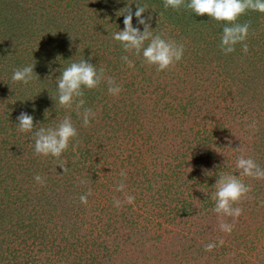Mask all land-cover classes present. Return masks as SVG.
Returning <instances> with one entry per match:
<instances>
[{"label": "rangeland", "instance_id": "374dc122", "mask_svg": "<svg viewBox=\"0 0 264 264\" xmlns=\"http://www.w3.org/2000/svg\"><path fill=\"white\" fill-rule=\"evenodd\" d=\"M84 1V5L95 2V0ZM217 2L220 11L226 9L228 1L217 0ZM62 5H64L63 2ZM64 6L60 7V14L69 10ZM38 10L42 12V10ZM84 13L89 14V12ZM262 13L261 20H264V12ZM5 14L7 13L5 12ZM89 18L88 16L83 21V28L88 33L87 37L90 36L93 39L89 48L93 49V44L98 39V44L101 47L98 54L92 57L96 62L102 61L97 65L102 70V74L105 72L108 76L107 78L106 75L102 76L98 72V84L102 82L103 85H113L116 81L120 83L124 80L126 75H130L134 80L132 90L135 89L137 93L130 91L132 93L130 101L126 99L129 89L126 86H119L117 91H110L104 86L100 95L95 98L101 100L98 102L96 111L92 113L88 125L94 128L96 127L94 123H96L99 126L101 114H104L105 117L106 110L100 107L101 105L107 102L109 104L107 108H109L116 101H120L125 110L134 106L131 117L136 118L133 122L138 127L146 125L142 131H139L142 133L137 134L138 137L135 139L137 143L139 142L138 147L150 144L151 140L145 137L147 135L153 139L152 147H154V153H144L146 156L149 154L145 163L135 164L138 162L136 160L131 167L126 159H120L125 154L118 156L116 152H112L107 158L105 154L102 155L103 163L96 166L101 168L99 172L106 175L104 180L110 182L108 170L113 165L112 170L117 173L111 174H114L117 184L120 182L123 190L130 188L128 192H132V194L127 192L128 189L122 190L127 199L119 203V206L133 212V216L139 220L140 224H147L153 228L157 222L163 224V228L166 227L165 230L156 231L157 233L151 232L145 236L133 235L132 228L128 226L122 228L121 223L128 222L130 219L127 220V218L130 217L121 214V211L116 213L118 221L115 225L114 223L101 222L97 217L96 225L91 226L89 223L85 226L90 229L87 232L88 238H94V240L89 239L90 250L100 255L99 264H134L128 259V255L132 254L134 257L139 250L141 251L139 256L143 255L144 258H147L144 261L141 258L142 264H264V85L259 87L253 80L264 73V22H255L258 29H254L252 33L246 29H236L235 32L230 31V36H227L229 33L226 34L223 30L224 27L214 20L207 28L202 25H194L181 30L178 25L165 18L169 26L165 27L164 23L162 31L152 32L145 44L137 36L138 31L125 35L122 38V44L141 45L139 57L136 56L134 61L118 64L112 55L106 56L107 51L103 49L105 42L108 45L113 43L120 45L121 41L113 33L116 30L111 32L112 38L104 34L97 36L95 33H91L94 31L89 27ZM117 25L119 27V23ZM36 29L40 28L37 26ZM37 31L41 35L45 33L41 30ZM45 35V38H41V42H38L39 39L31 43L29 41L30 47L41 44L43 40H46L47 43L51 42L54 38L53 33H45ZM258 35L261 36L258 37ZM49 36H52V40ZM102 41H104L103 44ZM7 46L8 43L5 42V46H2L4 50L0 49V51L6 53ZM79 46V44L73 46L78 48L75 52H78ZM81 51L83 53V50ZM82 53L80 54L83 55L84 53ZM123 53L126 54V51L124 50ZM73 59L76 60L75 56ZM13 61L14 58H9V56L0 61V99L4 93H7V99L11 98L14 101V96L19 94L16 92L21 91L19 86L25 88L19 74L16 73ZM112 63L120 68L113 67ZM145 64H147L146 67H140ZM144 72L149 75L152 73L155 77L146 80V83L152 81L151 86L140 88L142 83L137 80L145 81L143 79ZM111 75L116 76L111 80ZM248 88L252 89L254 94H262V99L254 100ZM107 92L110 95V100L107 97ZM192 98L193 104L187 106V111L184 110L183 107L186 106L187 100ZM252 100L255 103H252ZM216 101H221L223 105L216 104ZM4 103L7 105L6 102ZM20 104L17 103L12 107L7 105L6 107L0 101V160L2 155H5L6 159L8 156L12 158L13 155L15 158L17 153L14 151H23V159L31 165V167H29L30 165L21 167L20 164L17 169H12V175L15 177L10 175L6 179L8 183H4V187L10 189L13 196H21L26 191H30L29 184L26 183L27 179L31 177L29 175L35 171L37 166L43 167L47 163L50 166L52 159L56 158L59 153V149L54 146L56 143L54 138H48L46 134L48 130L52 129L54 125L52 122L49 121L46 124L43 119H40L38 123L42 125L43 132L40 131L38 135H33L29 126L22 125L23 127H21L20 123L15 121L11 112L27 113L24 108L27 105H23V100L20 101ZM79 104L73 103L71 107H76ZM176 108L178 113L174 112ZM89 110L88 108L87 111L90 112ZM87 111L83 117L89 116ZM113 112L115 111H111L109 116L114 118L107 120V123L111 124L113 128H107V138L103 139L104 144L110 143L113 138L119 143L122 140L123 128H126L125 126L130 120L129 115L124 112ZM28 117L32 120L31 116ZM71 122L69 119L63 125H60L59 122L57 124L63 129V126ZM16 125L17 129L14 130L13 127ZM173 130L179 132L177 137L179 140L185 142L193 140L190 143L197 150L202 146L201 153L204 157H209L208 162L212 166V176L207 179L202 177L204 178L202 181H197V175L191 177V164L183 165V160L190 159L197 150L187 152L186 157L181 156L175 159L177 158L175 153L168 150L171 138L166 135L167 132L174 133ZM145 131H153V134H146ZM204 137L207 138L206 141ZM67 138L66 134L65 139ZM86 139H89V136L79 134V140L76 142L85 145ZM207 140H210L211 143H208ZM43 145L46 146L45 150H43ZM90 148L92 151H96L93 147ZM72 150L70 158L65 156L67 154L65 151L59 154L60 162L67 163L68 160L77 162L78 170L72 169L76 181L69 188V197H65L66 200H64L62 197L64 188L61 185L59 187L55 185L58 189L57 193H59L51 197L53 200L51 208L53 209L55 206L53 211L45 205L39 216V214L37 215L39 208L37 202L35 205L31 203L26 206L28 209L22 223L26 234H23L24 238L22 239L26 241V246L30 251L35 250L38 245H42L40 238H52L51 232L40 237L39 224L42 223V218L46 220V231L48 232L51 227H54V222L60 214L61 210L58 205L64 206L63 212L67 210L74 212L72 206L75 202L81 206L79 201H76L81 188H83L84 179L81 174L85 175L86 166L89 165L88 163L86 166L84 165L85 160L78 151V146ZM182 150L185 151L184 148ZM128 151L130 149L125 148V152ZM72 154L75 156H71ZM135 154L137 155V153L130 152L126 155L132 157L136 156ZM138 154L144 155L140 152ZM97 155L93 154V156ZM15 160H17L16 162L20 161L19 157ZM79 161L82 162L78 163ZM114 162L117 163L114 164ZM11 165L14 164L11 162ZM107 166L109 167L107 168ZM188 171H190L189 175ZM177 172L183 173L188 178V182L185 181L183 184L175 182L174 179L178 176ZM0 173L4 176L1 165ZM55 175L57 174H53V176ZM116 175L120 177H116ZM135 177L142 178L143 181L147 180L146 183L149 186L132 185L131 178ZM121 182H127V184ZM101 183L103 184V181ZM109 186V189H116V186L113 187L111 184ZM179 190H183L182 193ZM15 191H19V193ZM176 191L181 194H174ZM112 193H107V197L113 196ZM202 197H211V200L207 202L204 199V203H202L200 201ZM159 200L163 202L161 206H157ZM144 202H149L148 204L151 206L154 205L155 207H152L154 212L159 208L161 211L155 214L147 210L142 206ZM1 206L2 204H0ZM49 210H51L50 215H48ZM176 213L178 216L175 218L177 222L175 224L172 219ZM147 216H149L148 219ZM127 222L126 224H128ZM113 227L116 229L117 236H111L109 232V228ZM133 229L138 230L137 227ZM139 237L145 240L144 246L139 245H143L138 241ZM122 242L124 245L127 242L128 247L123 245V248L121 246L119 248L118 243L122 244ZM10 249L15 248L10 247ZM77 249L80 252V250H85V247L80 246ZM70 259L73 262L72 256ZM76 259L80 258L76 257ZM1 260L2 258L0 264H6L5 259L3 262ZM81 261L79 264L86 262L84 258ZM87 262L90 261L87 260Z\"/></svg>", "mask_w": 264, "mask_h": 264}, {"label": "trees", "instance_id": "16d2710c", "mask_svg": "<svg viewBox=\"0 0 264 264\" xmlns=\"http://www.w3.org/2000/svg\"><path fill=\"white\" fill-rule=\"evenodd\" d=\"M83 1L84 0H0V49L4 50L2 46H5V42L8 43L7 49H5L6 53L0 51V58L2 60L8 56L9 58H14L13 64H15L16 73L19 74L21 83L25 86V88L19 86L21 91L16 92L19 94L14 96V101H12L13 99L11 100V98L7 99V93L1 96L0 101L6 107L7 105L12 107L16 106L17 103L20 104V101L23 100V105H27V107H24L27 113H11L14 115L15 121L20 123L21 127H23L22 125H26L25 127L29 126L33 135H38L40 131L43 130L41 127L42 125L38 123L40 119H43L46 124H48L49 121L52 122L54 125L46 134L48 138H54V142H56L54 146L59 149V153L56 158L52 159V164L50 166L48 163L43 167L37 166L35 171L29 175L31 177L27 179L26 183L29 184L28 189L30 191H26L21 196H13V194L10 193V189L4 187V183H8L6 179L12 175V169H17L20 164L21 167H26L30 165L27 164L29 162L23 159V151H14L17 153V156L14 158L13 155V159L9 156L6 159L5 155L1 157L0 165L4 170V176L0 173V204H2L0 207V259L2 258V262L5 259L6 264H79L82 262L81 260L83 258L86 261L85 264H99L100 260L98 259L100 255L90 250L89 239L94 240V238H88L87 232L90 231V229L85 225L89 223L91 226L96 225L95 221L97 217H99L101 222L104 221L108 224L114 223L115 225L118 221L116 213H119V211H121V214L130 217L127 218V220H130L128 222L126 221L128 224L122 222L121 225L122 228L125 226L132 228L131 232L133 235L141 234V236H145L151 232L157 233L156 231L166 229V227L163 228V224H158L157 222L153 228L150 225L147 226V224H140L139 220L133 216V212H130L128 208L119 206V203L127 199L123 191L128 189V192L130 188L128 187L123 190L120 182L117 184L114 179V174H111L117 173L115 170H112L113 165L112 168L108 170L110 182L104 180L106 175L99 172L101 168L96 166L100 165L101 162L103 163L102 155L105 154L107 158L112 152H116L118 156L125 154L120 159H126L127 163L131 164V167L136 160H138V162L135 164L145 163L150 152L154 153V147H152L153 139L149 135L145 137L151 140L150 144L148 143L138 147L139 142L137 143L135 139L138 137L137 134L142 133L139 131H142L146 125L138 127L133 122L136 118L131 117L134 106L125 110L124 105H121L120 101H116L112 106H109V108H107L109 105L107 102L101 105L100 107L106 110L105 117L104 114H101L99 126L96 123H94L96 126L94 128L88 125L92 113L96 111L98 102L101 100L100 98H98V100L95 98L100 95L104 86L110 91H117V88L122 85L126 86L129 88L126 99L130 101L132 98L131 92L134 91V93H137V91L135 89L132 90V82L134 80L130 75H126L124 80L120 83L119 81L113 82L114 84H110L111 86L103 85L102 82L98 84V75L99 73L102 74V70H100L97 64L102 61L96 62L92 56L98 54L97 52L101 46L98 44V39L95 38L96 42L93 44V49L89 48L91 46L90 42L93 39H91L90 36L87 37L88 33L83 28V21L86 17H90L88 19V22H90L89 27L94 31L91 33H95L97 36L99 34H104L112 38L111 32L116 30L113 33H115V37L117 39L119 38V41H121L120 45L116 43L108 45L106 42L104 43V41H102V44L104 43L103 49L107 51L105 55H112V58L118 64L134 61L141 47L140 44H134V46H128L127 43L122 44V38H124L125 35L134 34L135 31H138L139 34L137 36L140 37V41L145 44L147 39L151 37L152 32L159 33L162 31V25L164 23L165 27L169 26V24L166 23L167 21L175 23L182 30L184 27L186 28L194 25H202L207 28L210 26L211 21L213 23L214 20L224 27L223 30L226 34L229 33L227 36H230V31L235 32L236 29H246L252 33L254 29H258L256 28L257 22H264V20H261L262 12H264V0H226L228 2L225 6L226 9L223 11H220V6L216 4L217 0H95L94 3L91 2V4L88 5H84L85 1ZM62 2L66 6L62 5ZM62 6L69 8V10L63 11L62 14H60V7ZM38 9L42 10V12ZM5 12L7 14H5ZM84 12H89V14L87 15ZM165 18L167 21H165ZM118 23L119 27L117 25ZM37 26L40 29H36ZM37 30L44 31L48 34L53 33V40L52 36H49L50 40H52L51 42L47 43L46 40H43L41 44L39 43V45L35 47H30L29 41L31 43L39 39L38 42H41V38L46 37L45 33L41 35ZM260 36L258 35V37ZM141 38H143V40H141ZM78 44L80 45L79 50L75 52L78 46H73ZM113 46L116 47L114 48ZM81 50H83L84 54ZM124 50L126 54L123 53ZM74 56L76 60L73 59ZM78 56H80V58H77ZM112 65L113 67H117V69L118 67L120 68V66H116L113 63ZM146 66L147 64L140 67ZM147 69L150 70V68ZM103 75H106L105 72L102 76ZM151 75L152 73L149 75L144 72L143 79L145 81L141 79L137 80L142 83L140 88L152 85L150 84L152 81L146 83V80L150 79V77L154 79L155 76ZM115 76L116 75H111V80L115 78ZM253 80L254 83L256 81L259 87H262L264 85V73H262L259 78H253ZM248 91L251 92V96L254 100L257 98L262 99L263 97L262 94H254L253 90L250 88H248ZM13 92L15 93V90ZM244 93L246 94V91ZM107 97L110 100L109 94ZM254 100L251 102L255 103ZM193 101V98L189 101L187 100L186 106H184L183 109L187 111L188 107L193 104ZM4 102H6L7 105ZM222 102L224 103V100ZM222 102L216 101L215 103L221 105ZM73 103L80 104L76 107H71ZM80 105L82 106L80 107ZM88 108L90 112L87 111ZM86 111L89 116L83 117ZM111 111H115L116 113L124 112L129 115L130 120L128 125L125 126L126 128H123L124 131L121 133L122 140L119 143L113 138L110 143L104 144L103 139L107 138V128H113L111 124L107 123L109 118H114L109 116L111 115ZM176 111L177 108L174 112ZM28 116H31L32 120ZM69 119H71L72 122L63 126V129H61L60 125H63ZM57 122H59L60 125H58ZM13 129L16 130L17 125L13 127ZM173 131L175 132H167L166 135L171 138V144L168 150L175 153L177 157L175 159L181 156L186 157L187 152L197 150L196 147H192L193 144L191 145L190 143V141L193 140L186 142L184 140H179L177 138L179 132L176 130ZM148 133L152 135L153 131L146 132V134ZM66 134L68 136L67 139H65ZM79 134H83L87 137L89 136V139L85 141V145L76 142V140H79ZM161 135L163 136V134ZM204 139L206 141L207 138L204 137ZM188 143H190V145H187ZM208 143H211L210 140ZM43 146V150H45L46 146ZM76 146H78V151L85 160V164H83L86 166L88 163L89 165L86 166L85 175L81 174L84 179L83 188H81L76 200L79 201L78 203L81 206H78L75 202L72 206L74 212H71V210L63 212L64 206L58 205V208L61 210L60 214L57 217L58 219L54 222V227H51L48 232L46 231V220L42 218V223L39 224V230H41L39 235L43 237L45 234H50L49 232H51L52 238H40V244L42 245H38L35 250L30 251L26 246V241L22 239L24 238L23 234H26V229H24V225L22 224L24 222L23 218L26 215L25 212L28 209L26 206L31 203L35 205V202H37L39 204L37 215L39 214V216L42 214V209H44L43 207L45 205L50 207L53 211L55 206L53 209L51 208L53 205L51 197L57 193L58 189H56V186L59 187L60 185L65 190L62 195L64 200H66L65 197H69V188L72 183L76 181L72 169L78 170L77 162L75 160H68L67 163L64 161L60 162L61 158L59 154L65 151L67 153L65 156L70 158L69 155ZM90 147H93L96 151H92ZM125 148L130 149V151L125 152ZM183 148L185 151L182 150ZM201 148L202 146L192 154L190 159L185 158L183 160V165L189 166L191 164V177L197 175V181H202L204 178L207 179L209 176H212V166L210 162H208L209 157L203 156ZM130 152L137 153V155L135 154L136 156L127 157L126 154ZM139 152L143 154L148 152L149 154L146 156V154H138ZM93 154L98 155L93 156ZM71 156L74 157L75 154ZM17 157L20 159L19 162L15 160ZM45 160L44 158V161ZM11 162L14 165H11ZM116 163L117 162H114V164ZM29 167H31V165ZM108 167L109 166H107V168ZM216 167L218 168V166ZM177 173L178 179L175 178V182H179L180 184H183L185 181L188 182V178L184 176L183 173ZM53 174L57 175L53 176ZM189 174L190 171H188V175ZM12 176L15 177V175ZM108 176L107 178H109ZM116 177L120 176L116 175ZM122 180L123 178L121 177V181ZM102 181L103 184L101 183ZM146 181L147 180L143 181L142 178L138 177L131 178L132 185L149 186ZM109 184L113 187L116 186V189H109ZM122 184H127V182H123ZM179 191L182 193L183 190ZM179 191L174 192V194L180 195L181 193ZM15 192L19 193V191ZM109 192H113V196L107 197V193ZM128 193L132 194V192ZM203 200H207L208 202L211 200V197H202L200 201L204 203ZM148 203L149 202H144L142 206L155 214L161 211L159 208L154 212L152 207L155 206H151ZM162 203L163 202L159 200L157 206H161ZM66 206L69 207L68 205ZM51 210L48 211V215H50ZM170 211L171 209L169 212ZM28 212L30 213L29 210ZM173 216L172 221L176 224L175 218L178 215L176 213ZM148 218L149 216H147V219ZM134 227H137L138 230L133 229ZM109 232L111 236H117L115 227L109 228ZM138 241L143 244H139L140 246L146 244L145 240L140 237ZM123 245L124 242H122V244L118 243L119 248L120 246L123 248ZM80 246L85 247V250H80L79 252L77 248H80ZM124 246L127 248L128 243L126 242ZM10 247L15 249H10ZM140 253L141 251L139 250L134 257L130 254L128 255V259L134 264H142L141 258L143 261L147 258H144L143 255L140 257ZM70 256H72L73 262ZM75 256L80 259H76ZM87 260L90 262H87Z\"/></svg>", "mask_w": 264, "mask_h": 264}]
</instances>
